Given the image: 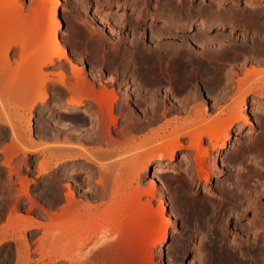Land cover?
<instances>
[{"label":"rangeland","instance_id":"rangeland-1","mask_svg":"<svg viewBox=\"0 0 264 264\" xmlns=\"http://www.w3.org/2000/svg\"><path fill=\"white\" fill-rule=\"evenodd\" d=\"M52 1L49 0L50 2V3L48 2L49 6L47 3L46 7L42 8L41 6L43 2L42 0H19V6H20L19 9L21 10L22 14L20 11L19 12L24 18H22L18 12L19 16L17 19L20 20H18L19 25L18 24L17 25L19 26V28L18 26H16L17 28L15 27L16 28L15 29L12 26L11 29L14 28L15 30L13 29L11 30L9 28L8 29L6 28L7 30H4L5 29L4 28L3 29L4 31L0 32V46H3L4 44L6 45V43H10L11 41L15 40L17 44H15V46L13 45L14 52H12V54L14 53L17 54L23 51V55H25L24 57H26V59H24L20 53L17 54V56L20 55L22 60L20 56H18L19 57L18 59L17 56L15 57L14 54V56L12 55V58L14 57L15 59L13 58L12 62L13 63L16 62L14 63L15 67L12 62H11L12 65L11 64L9 65L10 67L13 68L20 67L17 65L21 64V66H24L23 68H25L26 67L25 64L29 65V63L31 67H34L35 62L37 63L39 58H41L43 54H45L48 50H50L49 46L50 45L53 46L52 44H56V41H54V39H51V41L53 40V42L49 41L50 40L49 36L53 34V32L51 33V31H54L53 29L55 28L54 24L51 25L50 22L51 13H49L50 12L49 7L53 5ZM21 3L22 5H20ZM233 6L238 7V9L233 11ZM40 7L43 9V12L40 11L41 10L39 9ZM50 8L52 9L53 6ZM170 9H172L173 11L170 12ZM230 9H231L230 13L233 12L232 14L234 15H236V13L237 14L241 13L239 14L241 16H238L240 18V20L239 19L237 20L238 22L235 20L230 21L228 18H227L228 20L224 18L225 15L229 14L226 12H229ZM174 12L175 13L178 12V13L175 14ZM167 13L168 15H166ZM250 13L252 16L250 15ZM38 14L40 16H37ZM247 14H249L253 18L254 15L259 14V16H255V18L256 17L258 18L256 19L254 18L255 19L254 21L253 18L251 17L248 18ZM214 16L223 17L224 22L226 21L227 23V26L226 27L224 26L223 28H221V30L220 27L214 26L210 30L200 31L199 24L201 23V21L204 19H211V17ZM28 17H30L31 20ZM33 17L35 19H33ZM38 17L39 18L42 17V18L38 19ZM43 17H46L44 18V20L47 19V17L49 18L47 19L46 22L43 21L41 22V19L43 20ZM56 17H58V20H60L61 23V25L57 29L56 35H59L60 37H62V39L66 41L68 46L69 58L75 64H77L82 70L84 69L83 71H85V73L84 72L83 73L85 75L88 74L87 75L89 76L88 78H90L91 80L95 79L97 82L95 80L94 82L97 83L96 84L97 86L101 87L99 81L104 82L106 85H110L112 83V85H110L109 87L112 88L115 87L116 89H118L116 90L117 92L116 101H119L116 102V105L118 104V107L121 106L124 107L125 106L124 104L125 103L127 104V102L131 103L134 106L136 103L135 101L138 98L139 99L144 98L146 102L144 106L147 107V109L148 108L150 109L152 98H154L155 96L159 98V96L161 95L160 101L162 106L160 108L163 110H160L159 108V115L160 114L161 115L158 119V122H154L153 124H150V126L148 125V127H147V123L144 122L146 124V128L145 125L143 124L144 129L138 127L133 129L131 128V130L128 129L129 132H127L126 130L127 132L126 135H128V140H125V138L122 136L120 137L119 134L121 133V129H124V127L127 128V126L131 121L128 122V117L126 115L119 117L120 121L118 122V126L113 129L114 134H117L115 136H119L118 137L119 140L121 139L119 141L121 145L119 146L117 142L118 145L116 144L117 146L116 148L111 149V147H108L105 143L102 142L101 144H99L98 142L96 143L92 142L90 144L87 142L88 144L87 143L82 144L85 138L84 136H82L83 139L80 138L81 137L80 129L82 128L81 131L84 134L90 124L89 122L88 125L84 124V126L80 124V111L84 107L91 104L92 101L86 100L85 101L86 105L81 106V108L80 106H77L75 109H73L72 112L66 113L64 112V109L66 110L69 109L66 107H69V105H71L65 100L69 95L68 92L67 93L63 92V96H62V94H60L61 90L57 86L55 87V85L54 86L51 85V87L49 86L47 90L50 95L48 102L38 103L30 111L29 109L32 105L33 100L21 102L19 99H16L18 100L16 101L15 100L16 97L12 95L13 96L12 99L10 97L11 95L10 93L9 94L7 93L6 98H3L5 94L2 93H5L7 89H9L7 92L10 91L13 94L18 85V83L16 82V78L18 77L14 79V77L9 76L11 73L10 70L12 71L14 69L11 68L10 70L9 69L7 70L6 69L7 67H5L6 65L3 63L4 62L3 61L2 62L3 65H0V67L1 68L5 67L7 72L8 71L9 72L7 73V75L5 74L4 76L5 72L2 73L4 69L3 70L0 69L1 72L0 82L5 81L6 84H4L5 82L2 83L3 86L8 85L6 86L7 88L4 87V89L6 90L5 92H3L4 90L1 89L2 86H0L1 89L0 91L2 92V93L0 92L1 93L0 95L2 96L4 95L3 97L2 96L0 97V226L4 227L6 225L7 223L6 221L8 219L7 216L9 215L8 210H6L4 214H2L1 209H3V207L8 203L9 198L12 197V194L13 197H15L17 193L18 195L20 194L18 191H20L19 182L21 181V176L24 177L26 183L29 184L30 193L32 198H34V202H35L34 213H36V215L39 216L40 215L39 210H41V208L43 207H46L48 209H54L55 207L58 206V204H59L58 207L65 204L66 202L64 201L65 195L63 194H65V192L68 190L67 187H65V184L66 182H68L67 180L71 175L74 176L75 174H77L78 175L77 177L80 179V183L82 182L85 183V181H83L82 179L83 176L79 175L81 171L87 176L92 174V177H94L95 180H92L93 182H90L89 184L80 187V189L77 191V198H80L81 200L83 199L84 203L81 206L83 209L78 208L76 211H74V214L72 215L73 218H71L70 219L71 222H69L73 224V228H72L73 230H71L68 234L73 235V238L72 236L69 237L70 239H67L65 237L64 239H67L66 241L64 239L61 240L59 238L61 240V241L59 240V243L62 242V245L66 248L67 247L74 248L78 246L80 247V229H79L80 224L88 225L92 223L90 229L94 235L93 239H95V241L94 240L89 241L91 243L89 242L87 243V245L85 246L86 247L85 250L89 249V247L94 245L93 243L98 241L100 237H103L105 239V242H108V243H103L105 245L107 244L106 246L108 245L111 246L112 242H116V240H118L119 243V247H116L117 250L114 248L115 245L114 246L112 245L113 247L109 246L110 248L109 247L107 248L105 246L102 247V244L100 245L101 246L100 248L101 250H99L100 255L103 252H105L106 255L105 253H103L99 258L100 261L97 259L96 262H98L99 264H110V263L112 264L116 259V258L113 259L111 257L112 253H117L118 260L119 259L126 260L125 258H127L129 255V257L131 258L129 260L131 261H129L128 259L127 260L131 263L133 262L132 264L137 262H139L138 264H142V263L146 264V262L149 263L148 261L151 260L155 261L156 263L158 262L159 264H167V263L168 264H200L197 259L201 258L200 255H202L200 250V245H201L200 235H202L204 231L203 233H201L202 229L200 228V226L194 225L192 221L190 207L194 204L193 201L195 202L198 201V203H200V206H202V204L204 206V204L206 205V203L208 205V203L210 204V202L215 204L216 202V206H214L215 212H214V220L211 224L212 226L211 231L212 232L214 231L213 234H216L217 236L219 235V238L217 237L219 240H221V238L226 233L228 235V240L230 242L232 241L236 242L237 240L243 241V239H247V237H249L251 234H252V238H254L255 235L258 234L259 236L260 234L262 236V231L264 232V225H263L264 224V151H262L263 148L261 150L260 144H262L263 143L262 141H264V94H263L264 92L260 93L259 91H257L256 93L254 92L249 93L248 91L251 90V87L253 86L257 87L259 85H262L264 82H256L252 84L248 83L247 86H245L246 84L244 85V91H246V95H245L246 105H242L237 109L242 113L244 112L243 114L247 116V121L242 120L233 126L232 130L234 134L227 141L226 147L219 148L218 146H215L213 148L212 145H209L210 154H208L206 158L207 159L206 163L209 171L206 172V174L204 173L205 175H203L202 178L196 175L198 169H197V165H194L195 164L194 160L193 161L181 160L183 155H189V157H192V155L195 154L193 150H191L189 147L186 146V144L188 145L189 142L188 137H185L182 140L184 144L186 143L185 144L186 147L184 146L182 148H176L175 156L172 160H170L168 156L167 157L164 156L163 158L164 163L162 164H160L158 161L150 160L149 156H146L144 154L145 152H143L144 155L141 152L139 156L140 152H138L137 150H133L132 146H134V144L137 143L139 139L145 138L150 134H152V132H155L158 129H160L161 126L163 128L169 125L170 123L183 121V119L188 117L189 111L191 110L198 111L197 109H195V106L197 104L198 106H201V103H203L201 109L203 108L204 105H205L204 107H206L205 108L206 110H204V108L202 109V111L201 109L199 110L203 114L202 117L206 116L205 118L203 117L204 119H208L209 117L212 116H216V118H219V116L220 118L222 117L224 118L225 116H228V114H230L229 107L232 105L231 102L232 98L238 95L239 78L245 77L246 73L249 72V69L252 70L254 67L258 69L260 68L264 69V43H263L264 42L263 40L264 0H221V1L220 0H168V1L167 0H60L57 6ZM243 17L245 19L247 18L252 23L254 22L256 25L250 24L251 22H249L248 20L247 21L249 23H247ZM241 18H243V20ZM25 19L26 21L28 20L29 22L31 23L34 22L35 24L34 23L31 24L32 25L31 26L28 23L30 27L25 28L26 25L25 26L23 25L25 23L27 24L28 22V21L26 22ZM166 19L167 22L172 27H174V25H177L183 29H179L176 31L174 28L173 29L168 28V30L163 29L164 30L163 32V30L160 29H161V25H163V23L166 22ZM21 21H24L25 23ZM38 22H39V26L38 24H36ZM233 22H235L239 26L238 28L233 29L231 31L230 25ZM256 22L258 23V25ZM189 23H194V27H192L191 29H186L185 27ZM257 26L262 28V29L259 28L261 31L263 30L262 33L260 30H258ZM42 27H44V29H42ZM25 29L27 31L29 30L28 31L29 33L24 31ZM41 29L46 35L41 31ZM49 29H51V31ZM170 29L172 30L170 33H168ZM39 30L41 31L42 34L45 35L46 39H43L45 38L44 35H42L43 38L39 40L37 39L39 38V36L35 37ZM44 30H46V32ZM40 31L38 33L39 35H40ZM151 32H153V34L155 35L154 37H152L153 35L151 34ZM161 32L163 33V35L161 34ZM30 33L35 34V36H30L29 35ZM219 33L221 35H219ZM222 33H224V35ZM24 34L25 35L27 34L26 39L22 37L25 36ZM156 34L158 36H156ZM160 35H162L164 39L163 38L161 39ZM222 35L223 37L221 38L220 36ZM226 35L227 38L230 37L231 38L227 39L225 37ZM217 36L219 37L217 38ZM30 37H35L34 39H37L35 40L37 42L41 41L42 39L43 41L37 43L34 42V40L31 38V40H33L32 43L34 44L32 45L30 40L27 41V39H30ZM53 37L54 35L52 36V38ZM205 37L206 39L208 37L209 40L207 41ZM209 37L210 38L216 37V39L218 40L213 38V41L216 40L215 42H213ZM21 38L23 39V41L25 39V41L22 42L24 43V46L26 48L23 47L21 49L20 47V42L22 40ZM196 38H198V40L200 39L199 41H202V43L200 42V44H198L199 41ZM201 38H204L206 41H203ZM219 38L221 42L219 41ZM195 39L198 41V43L196 42ZM47 41L49 46L47 45ZM218 41L221 44L220 45L218 43L220 46L217 45ZM260 41H262V43ZM209 42L210 43L212 42L213 45L210 44ZM35 43L37 44L35 45ZM170 43L172 45H170ZM175 43L178 44L176 45ZM222 43L224 44V46L222 45ZM229 43L231 44L233 43V44L230 46ZM25 44L28 45L26 46ZM226 44H228L229 46L228 48L225 47L227 46ZM164 46H167V48L169 47L168 49H171L173 46H174L173 49L178 47L176 49L177 51L179 50V48L180 49L182 48L181 50H183V52L181 50L177 52L176 50L173 49L169 51L166 50V47L163 50ZM221 46H223L224 48ZM154 49L155 50L157 49L156 52H154L155 51ZM157 51H159L160 53H158ZM178 53L180 54V56L178 55L179 57L177 56ZM202 53H203V57H202ZM153 54L155 55L153 56ZM160 54L164 56L161 59H160L161 57ZM157 55L158 56L160 55L159 59L156 58L158 57ZM192 56H194V58ZM148 57L149 59H147ZM210 57H212L213 61L210 60L211 59ZM175 58H179V59L182 58V60H185L186 62L189 61L187 63L185 61L184 62L186 63L185 67H189L187 69H190V71H192L193 68V71L190 72L192 74L190 76L191 79H188L187 74L189 73V70L186 69L185 70L187 76H184L185 78L181 77L180 75L177 76L178 70L176 72L175 66H173L172 63L175 62L174 64L177 65L181 60L179 59L175 60ZM201 58H206V59H201ZM207 58L210 61H208ZM150 59L153 61V63L150 61L151 62L150 65H152L153 67L149 66L148 64L150 63L148 62ZM155 59H158V61L160 60L159 64L157 60L155 61ZM194 59L196 60L200 59V60H198L197 63L196 62L192 63L194 62ZM202 60L205 62H203ZM56 61L57 62H55L52 65L44 66L43 70L44 71L57 70L58 69L57 64L60 63L64 66H67L68 73L70 72L71 69L70 66L67 64L66 59H61ZM154 61L157 62V65H154ZM208 65L210 70L208 69ZM210 65L212 66V68ZM123 67L124 68L129 67V68L124 69ZM143 67L144 68L151 67L154 69L155 67L156 68L159 67L156 73H158L159 72L158 70H160L161 73L160 72L159 73L161 74V79L164 81V79L166 78L165 81L163 82L161 79H160L161 82L159 80H156V78L157 79L160 78L159 76L158 77L156 76L155 78L148 77L147 75L144 76ZM116 68L118 70H116ZM176 69H178L177 66ZM124 70H126V73H124L125 72ZM115 71H118L116 72L117 74H115ZM120 72L124 73L125 76L121 77L124 74H121ZM141 72L143 74H141ZM30 74H31L30 75L31 78L33 77L35 78L36 75L32 76L31 72ZM69 74L71 75V72ZM129 75H131V77ZM99 76L101 77L100 79L98 78ZM113 76L114 79L113 78L111 79V77ZM182 78L186 80H183ZM187 79L190 83H188ZM2 84L0 83V85ZM136 90L138 94L135 92ZM144 93L147 94V97L146 94ZM59 94L61 96H59ZM57 98L60 99L58 100ZM147 98L149 101L147 100ZM122 101H124V104H122ZM61 104L64 105L62 106ZM170 104L172 105V107ZM166 105L170 107L168 108ZM191 106H193V108ZM196 108L199 107L196 106ZM123 111L125 113V109ZM163 111L166 112L168 111V112L166 113V115L162 116ZM203 111H206V113H204ZM94 113L97 114V112ZM143 116L142 118L145 121L147 114ZM125 123L128 125H126ZM13 126L15 127L14 129L15 131H17V134H19L20 136L19 141L23 143V148L21 147L22 150H19L20 152L18 151L19 153L14 156L15 158L13 157L14 159L10 163L12 164V166H16L18 168L20 166L21 169L17 172L14 171L13 173H10V171L8 172L9 167L4 165V163H6L5 160L7 159L5 157L4 150L6 146L11 143L10 142L11 141L10 138L12 137L11 135L13 134V132H15ZM85 126L87 127L86 130H85ZM22 134L25 136V137L23 136L24 137L23 139L21 137ZM122 139L125 141L121 142L123 141ZM205 140L206 142L208 141L207 138H205ZM42 141L43 143L47 142L44 143L46 145H43ZM54 141L55 142L60 141L63 144L56 146L54 145L55 144ZM49 143L50 144L54 143L51 144V146H53V148H55L56 146L57 149L53 150V148H49L51 147ZM47 146L49 147L47 148ZM130 147L131 149H129ZM104 149L105 150L109 149L108 150L109 153L107 157H105L106 159L105 158L100 159L101 157H104L105 153L102 154V150L105 151ZM83 150H90V151L94 150L95 156L102 155L98 158V160L100 161L103 160V161L102 162L98 161V162L99 163L104 162L102 164L104 165V173L101 174L99 172L98 168L101 164L98 165L97 167V164L88 162L86 161L85 158L77 157L71 160L67 158L65 160L61 159L59 160L58 163L59 166L58 168H56V170H51L47 174H39L38 167H39V163L41 162L40 161L41 159L44 158H46L47 160L52 159V163H55V161H57L56 157H58V155L60 157L64 155L65 156L70 155L72 157H75L76 155L79 156V153ZM124 150L129 153L124 152ZM119 153L121 155H118ZM163 153H165L164 150ZM234 155H237L238 159L234 158ZM126 163H128V166H130L131 169H133L132 166L135 165L136 163L138 164L142 163L141 165H139L140 175L137 182H134L131 179L132 177L131 175L130 178L127 177L128 174H126V172L129 173V171H126L125 170L126 168L123 165ZM138 164H136V167H138L137 166ZM122 166L124 168H122ZM128 166L126 164L127 168ZM100 178L105 180L108 187V191L110 193L112 191L114 192L115 195L117 194L116 197L113 198L114 200L112 199L111 202L113 201L115 202V200L117 201L120 198V194L118 192H121L126 185L127 186L129 185L127 192L133 196L131 192L136 186H139L140 188L142 187L141 189L148 188L151 185V180L156 179L155 196L150 199L149 202L150 204L149 203L145 205L143 204L141 208L135 209L134 211L132 210V214L130 213L128 215L129 217L131 218L133 217L134 219L140 216V214L144 212L143 214H145V217L147 216L146 218L144 217L145 220L142 219V222L137 221L138 226L134 228L133 226L134 225L136 226V222L133 221L132 225H130L127 228V230L130 232H128L127 230L123 231L121 229L124 220L120 221L116 212L113 209L112 210L109 209L108 211L106 210V212L104 213L105 217L104 216L100 217L99 214H97L98 216L95 215L96 217H98L99 221L97 220V218L94 219L90 217L91 213L93 214L97 212L96 209H98V201L100 198L98 199V196L96 197L93 196L92 198L91 197L89 198V196L92 192H94L99 187H101L98 183H96V180ZM9 180L11 181V184L9 183L10 182ZM12 182H14L15 184ZM1 183L4 184L9 183V185H13V189L10 192V194L7 192L6 193L2 192ZM197 183H199L198 186H195V184ZM113 184H115V186H113ZM55 186H58L60 188L62 198L60 201L52 204V198L47 195L46 191L48 188L50 187L52 188ZM227 187L230 190H227L228 189ZM225 188L227 189L225 190ZM232 189L233 191H231ZM108 191L107 193H109ZM224 191H226V193ZM228 191H230V193ZM228 193L229 195L231 193L233 194L229 196L227 195ZM234 194L238 196L242 194V196H240L239 199H237L234 196ZM21 195L23 196L21 197V201H20L21 202L20 211L27 212V210H29L28 207L30 206L31 202L27 198L28 196H26L23 193L20 194V196ZM109 195H105L106 198ZM230 197H233V199ZM106 200H109V198H107ZM143 200L144 202H147L149 201V198L147 196H144ZM190 201L192 202V205ZM163 202L168 203L167 204L168 209L162 208ZM217 203H221V205L218 204L220 207L217 206ZM79 215L82 216L83 219H81ZM42 216L43 218H47L46 214L44 215L42 214ZM252 220H255L254 224L251 223ZM94 221L96 222L98 221L97 224ZM168 224L169 225L171 224V226H169L170 232L168 235V239L163 244H159L156 235L157 233L155 231L157 232H159L160 230L162 231V226L164 227ZM131 226L132 228L129 229ZM1 227L0 230L3 229ZM75 228L76 229L78 228L79 230L75 231ZM72 231L75 232L71 233ZM121 231H122V235H121ZM248 231L252 233L249 236L247 235V237H245L243 233ZM25 233L29 237L32 234H36L34 237L30 238L31 251H33L31 252L32 254H30L31 258L29 260H26L27 253L24 252V255L22 254L23 250L26 248L25 245L22 243L23 242L22 240L19 241V238L11 237V236L4 238V236L1 235L2 233H0V236L2 238V239L0 238V243H1L0 264H16L17 261H18L17 264H21L23 261L25 262V263L23 262V264H45V263L50 264L49 261L51 260V258L48 257V255H45L43 257L41 253L40 255L38 251H36V249H38L37 248L38 245L34 243V241L36 242V240L42 236V230L40 231V229L28 228V231H26ZM75 233H77L75 235L76 237L74 236ZM151 238L152 240H150ZM252 238L250 236L249 240ZM13 239L16 241L13 242ZM121 240H123V242ZM15 242H20V243L16 244ZM56 244L58 245V242H56ZM20 246H22V248ZM121 247L123 249V252H121L122 251L120 249ZM50 249L51 247L43 248V251L44 250L46 251V252L44 251V254H47L48 253L47 251H49ZM105 249L108 250L105 251ZM124 250H126L128 253L127 255L125 254V257L124 256L122 257L123 253L126 252ZM24 251H26V249ZM17 253L20 254L21 256L18 255ZM107 255H110V257L113 260L111 261V258L107 259L108 258ZM139 255H141L140 256L141 259H139ZM23 257H25L26 259ZM79 257L80 255L77 256L73 254L70 257L59 258L57 260L55 259V261L51 264H75L79 261L78 260ZM17 259H22L23 261ZM93 262L94 261L91 260L86 264H96Z\"/></svg>","mask_w":264,"mask_h":264},{"label":"bare ground","instance_id":"bare-ground-1","mask_svg":"<svg viewBox=\"0 0 264 264\" xmlns=\"http://www.w3.org/2000/svg\"><path fill=\"white\" fill-rule=\"evenodd\" d=\"M43 2H42V8H44V7H46V5H47V3L49 2V0H42ZM52 1V0H51ZM168 1V0H167ZM221 1V0H220ZM59 2H60V0H53L52 1V3H53V5H51L50 7H52L53 6V8L51 9L50 7H49V13H51V25L52 24H54V31H51V29H49L50 31H51V33L53 32V34H51V36H49L50 38V42H53V40L51 41V39H54V41H56V44H52L53 46H49V44H48V41H47V45L50 47V50H48L45 54H43L42 55V57L41 58H39V60H38V62L36 63L35 62V64H34V67H31L30 66V63H29V65L28 64H25L26 65V67L25 68H23L24 66H21V64L19 65L18 63V65L17 66H20V67H16V68H13V67H10L9 65L11 64V62L13 61L12 59L14 58H12V55L14 56V54H15V57L17 56V54H21V56H23V58L24 59H26V57H24L25 55H23V51H21V52H19L20 51V48H19V53H14V54H12V52H14V49H13V45L15 46V44H17V42L15 41V40H13V41H11L10 43H6V45L4 44L3 46H0V63H2L3 61V63L6 65L5 67H7L6 69L8 70H10L11 68L12 69H14V70H10V75L9 76H12V77H14V79L16 78V77H18V78H16V82L18 83V85H17V88H16V90L14 91V93L12 94L10 91L9 92H7L9 89H7V91L4 89V87H6V86H8V85H5V86H3V82H5V81H3V82H0L2 85H0V86H2L1 87V89H3L4 91L3 92H5V93H2L1 91V93L2 94H5V96L3 97L2 95H0V97L2 96L3 98H6V94L8 93H10L11 95H10V97L13 99V96L12 95H14L16 98H15V100L16 99H19L21 102L22 101H29V100H33V102H32V105H31V107H30V111L38 104V103H46V102H48V100H49V98H50V95H49V93H48V87L50 86L51 87V85H55V87L57 86L60 90H61V92H60V94H62V96H63V92L64 93H67L68 92V97L65 99L66 100V102H68L69 104H71V105H69V107H66V108H69V109H64V112H72L73 111V109H75L77 106H80V108H81V106H83V105H86V100H91L92 102H91V104H89L88 106H86V107H84L83 109H81V111H80V124H82L83 126H84V124H87L88 125V122H89V127H88V129L86 130V126H85V130H86V132L83 134V132L81 131L82 130V128L80 129V138H82L83 139V137L82 136H84V142H82V144L84 143H92V142H98L99 144H101V142L102 143H105L108 147H111V149L112 148H116L117 146H116V144H117V142H118V144H119V146L121 145V143H119V141L121 140H119V136L121 137H124L125 138V140H128V135H126V133L127 132H129V130H131V128L133 129V128H138V127H141V128H143L144 129V125H145V128H146V124L145 123H147V127H148V125L150 126V124H153L154 122H158V119H159V117H160V115H159V108L162 106L161 105V101H160V93H159V98L157 97V96H155V95H153V96H155L154 98H152V101H151V105H150V109L148 108L147 109V107H145L144 106V104L146 103L145 102V99L144 98H141V96H140V98L141 99H137L135 102V105L133 106L131 103H128L127 102V104L125 103L124 104V101H122V104H124L123 106L124 107H118V104L116 105V102H119V101H116V99H117V92H116V90H118V89H116L115 87H109L110 85H112V83L110 84V85H106L104 82H100L99 81V84L101 85V87H99V86H97L96 84L97 83H95L94 82V80H91L90 78H88L89 76H87V75H85L84 73H85V71H83L77 64H75L70 58H69V54H68V46H67V43H66V41L64 40V39H62V37H60L59 35H56L57 34V29L59 28V26L61 25V23H60V20H58V17H56V15H57V6H58V4H59ZM250 2V1H249ZM248 2V3H249ZM50 3V2H49ZM49 3H48V6H49ZM218 3V2H217ZM246 3V2H245ZM250 4V3H249ZM20 5H22V3L20 4ZM60 6V5H59ZM246 6V5H245ZM248 6V5H247ZM19 0H0V32L1 31H4V30H7L8 28L9 29H11V27L13 26L14 28L16 27V26H18L19 24V21L18 20H20V19H17L18 18V16H19V14H20V12H21V10L19 9ZM23 7V6H22ZM249 7V6H248ZM41 7L39 8V9H41L40 11H42L43 12V9H42ZM173 8V7H172ZM219 8V7H218ZM47 9V8H46ZM52 11H51V10ZM177 9V8H176ZM232 9V8H231ZM231 9L229 10V12H226V13H229V14H227V15H225L224 16V18H228L230 21L231 20H235V21H237L238 19L240 20V18L238 17V16H241V15H239V14H241V13H239V10H238V13L239 14H237L236 13V15H234V14H232V13H230V11H231ZM238 9V7H235V6H233V11L234 10H237ZM14 10H15V12H14ZM38 10V9H37ZM168 10V9H167ZM20 11V12H19ZM39 11V10H38ZM39 11V12H40ZM171 11H173L172 9H170V12ZM242 11H243V9H242ZM241 11V12H242ZM18 12H19V14H18ZM245 12V11H244ZM41 13V12H40ZM175 13V12H174ZM173 13V14H174ZM176 13H178V12H176ZM175 13V14H176ZM210 13H213V12H210ZM210 13H208V14H210ZM235 13V12H234ZM243 13V12H242ZM248 13V12H247ZM252 13V12H251ZM251 13H250V15H251ZM256 13V12H255ZM16 14V15H15ZM21 14H22V12H21ZM20 14V15H21ZM31 14H33V13H31ZM162 14V13H161ZM164 14V13H163ZM171 14V13H170ZM174 14V15H175ZM224 14V13H223ZM166 15H168V13L166 14ZM178 15H180V14H178ZM189 15V14H188ZM222 15V14H221ZM249 14H247V16H248V18L249 17H251ZM37 16H40L39 14L37 15ZM42 16V15H41ZM49 16V15H48ZM177 16V15H176ZM246 16V15H245ZM255 16H259V14L258 15H254V18H255ZM21 17L22 18H24L22 15H21ZM35 17V16H34ZM33 17V19H35ZM175 17V16H174ZM208 17V16H207ZM21 18V19H22ZM28 18H30V17H28ZM40 18H42V17H40ZM39 17H38V19H40ZM44 18H46V17H43V20L41 19V22L43 21V22H46L47 21V19L49 18V17H47V19H45L44 20ZM57 18V19H56ZM165 18H167V17H165ZM180 18V17H179ZM244 18V17H243ZM243 18H241L242 20H243ZM251 18H253V17H251ZM253 18V20L255 21V19L256 18H258V17H256L255 19ZM27 19V18H26ZM26 19H25V21H26ZM37 19V18H36ZM168 19H169V16H168ZM227 19V20H228ZM30 20H31V18H30ZM177 20H178V18H177ZM244 20L247 22V23H249V22H251V21H249L247 18L245 19L244 18ZM249 22H248V21ZM252 20V21H253ZM262 20V19H261ZM28 21V20H27ZM26 21V22H27ZM171 21H172V19H171ZM4 22H6V23H4ZM21 22H24V21H21ZM37 22V21H36ZM40 22V21H39ZM39 22L38 23H36V24H38V26H39ZM48 22H49V20H48ZM178 22V21H177ZM229 22V21H228ZM238 22V21H237ZM257 22H258V19H257ZM256 22V23H257ZM262 22V21H261ZM25 23V22H24ZM23 23V24H24ZM31 24H33V23H31V22H27V24L25 23L24 25L23 24H21V25H23V26H25V28L27 27H30V25ZM172 23V22H171ZM173 23H175V22H173ZM231 23V22H230ZM264 23V22H263ZM262 23V24H263ZM18 24V25H17ZM35 24V23H34ZM153 24V23H152ZM250 24H252V25H254L255 23L253 22H251ZM49 25V24H48ZM187 25V24H186ZM256 25V24H255ZM257 25H258V23H257ZM32 26V25H31ZM46 26H47V24H46ZM214 26H218V27H220V30H221V28H223L224 26L226 27L227 26V23H226V21L224 22V19H223V17H220V16H214V17H211V19H204V20H202L201 21V23L199 24V29H200V31H206V30H210L211 28H213ZM231 31L233 30V29H236V28H238V24H236L235 22H233L231 25ZM259 26H260V24H259ZM264 26V25H263ZM262 26V27H263ZM41 27V26H40ZM192 27H194V23H189L185 28L186 29H191ZM217 27V28H218ZM258 27V26H257ZM256 27V28H257ZM5 28V29H4ZM7 28V29H6ZM14 28H12L13 30H15ZM18 28H19V26H18ZM47 28H48V26H47ZM51 28H52V26H51ZM168 28H174L176 31L177 30H179V29H183V28H181V27H179V26H177V25H174V27H172L168 22H167V19H166V22H164L163 23V25H161V29L160 30H165V29H167L168 30ZM260 27H258V30H260V29H262V28H260ZM4 29V30H3ZM11 29V30H12ZM21 29V28H20ZM39 29V28H38ZM42 29H44V27H42ZM42 29H41V31H42ZM156 29V28H155ZM172 29H170L169 30V32L168 33H170L171 32V30ZM47 30V29H46ZM46 30H44L45 32H46ZM164 30H163V32H164ZM263 30H264V28H263ZM262 30V31H263ZM24 31H26V32H28L26 29L24 30ZM32 31V30H31ZM34 31H36V30H34ZM40 31V30H39ZM39 31H38V33H39ZM41 31H40V35L37 33V35L35 36V34H36V32H35V34H33V33H30L29 35L30 36H35V37H37V36H39V38H37L38 40L39 39H41V38H43L42 37V35H44V34H42L41 33ZM158 31V30H157ZM174 31V30H173ZM172 31V32H173ZM261 31V30H260ZM262 31H261V33H262ZM156 32V31H155ZM159 32V31H158ZM229 32V31H228ZM264 32V31H263ZM29 33V32H28ZM203 33V32H202ZM206 33V32H205ZM221 33V32H220ZM219 33V35H221ZM32 34V35H31ZM48 34H49V32H48ZM151 34L153 35L152 37H154L155 35L153 34V32H151ZM158 34V33H157ZM156 34V36H158ZM161 34L163 35V33L161 32ZM223 35H224V33H222ZM226 34V33H225ZM229 34V33H228ZM227 34V35H228ZM242 34V33H241ZM11 35H13V34H11ZM25 35V34H24ZM28 35V36H29ZM46 35V34H45ZM45 35H44V37H45ZM54 35V37L52 38V36ZM162 35H160V37H161V39L163 38V36ZM176 35V34H175ZM203 35H205V34H203ZM218 35V34H217ZM223 35L222 36H220L221 38L223 37ZM227 35L225 36L226 38H227ZM244 35V34H243ZM216 36V35H215ZM233 36V35H232ZM241 36V35H240ZM252 36V35H251ZM23 38H27V34L25 35V36H22ZM35 37H30V39H27V41L28 40H30L31 41V44L32 45H34L32 42H33V40H34V42H37V41H35V40H37V39H34ZM183 37V36H182ZM202 37V36H201ZM204 37V36H203ZM219 36H217V38H218ZM14 38V37H13ZM31 38L33 39V40H31ZM47 38H48V36H47ZM157 38V37H156ZM199 38H200V36H199ZM210 38V37H209ZM213 38H215L216 39V37H213ZM213 38L211 37L210 39L213 41ZM231 38V37H230ZM230 38H227V39H230ZM254 38V37H253ZM261 38V37H260ZM22 39V38H21ZM25 39H24V41H25ZM43 39H46V37L45 38H43ZM43 39L41 40V41H43ZM164 39V38H163ZM175 39V38H174ZM197 40H198V38H196ZM195 39V40H196ZM203 41H208L209 39H208V37H207V39H206V37H205V39L204 38H201ZM224 39V38H223ZM222 39V40H223ZM243 39V38H242ZM241 39V40H242ZM196 40V42L198 43V41L200 40H198L197 41ZM216 40H218V39H216ZM216 40H214L213 42H215ZM253 40V39H252ZM262 40V39H261ZM263 40H264V38H263ZM23 41V39L21 40V42ZM23 41V42H24ZM29 41V42H30ZM41 41H38L37 43H39V42H41ZM172 41V40H171ZM170 41V42H171ZM219 41L221 42V40H220V38H219ZM219 41L217 42V45H219L220 43H219ZM224 41H226V40H224ZM20 42V47H21V49L23 48V47H25L24 46V43L22 42L21 43ZM155 42V41H154ZM169 42V41H168ZM173 42H174V40H173ZM172 42V43H173ZM200 42L202 43V41H199V43L198 44H200ZM261 43H262V41H260ZM37 43H35V45L37 44ZM166 43H167V41H166ZM181 43V42H180ZM207 43V42H206ZM210 43V42H209ZM219 43V44H218ZM225 43V42H224ZM228 43V42H227ZM264 43V42H263ZM176 45L178 44V43H175ZM189 44V43H188ZM204 44H205V42H204ZM208 44V43H207ZM210 44H212L213 45V43L211 42ZM209 44V45H210ZM230 44V46L233 44H231V43H229ZM26 45V44H25ZM28 45V44H27ZM26 45V46H27ZM31 45V46H32ZM98 45V44H97ZM170 45H172L171 43H170ZM174 45V44H173ZM203 45V44H202ZM215 45V44H214ZM221 45V44H220ZM219 45V46H220ZM222 45L224 46V44L222 43ZM227 46H225V47H229L228 46V44H226ZM30 46V47H31ZM55 46V47H54ZM223 46H221V47H223ZM29 47V46H28ZM54 47V48H53ZM166 47V50H171V49H173V47L171 48V49H168L167 48V46H164L163 47V50H164V48ZM254 47V46H253ZM26 48V47H25ZM52 48V49H51ZM178 47H176V48H174L173 50H176ZM208 48V47H207ZM217 48V47H216ZM220 48V47H219ZM224 48V47H223ZM161 49V48H160ZM182 49V48H181ZM180 48H179V50L178 51H180L181 50ZM222 49V48H221ZM155 50V49H154ZM157 50V49H156ZM156 50L154 51V52H156ZM223 50V49H222ZM226 50V49H225ZM160 51V50H159ZM159 51H157L158 53H160ZM177 51V50H176ZM177 51V52H178ZM182 52H183V50H181ZM15 52H17V51H15ZM27 52H28V49H27ZM172 52V51H171ZM175 52V51H174ZM200 52V51H199ZM137 53V52H136ZM164 53V52H163ZM162 53V54H163ZM180 53V52H179ZM177 54V56L179 55L180 56V54ZM156 54V53H155ZM155 54H153V56L155 55ZM162 54H160L161 55V57H160V55L158 56V57H156V58H158L159 59V57H160V59L162 58V57H164ZM166 54H167V51H166ZM171 54V53H170ZM176 54V53H175ZM175 54H173V55H175ZM18 56H20V55H18ZM17 56V58L19 59V57ZM21 56H20V58H21ZM124 56V55H123ZM149 56V55H148ZM178 56V57H179ZM201 56V55H200ZM187 57V56H186ZM193 58H194V56H192ZM197 57V56H196ZM195 57V58H196ZM202 57H203V53H202ZM206 57H208V56H206ZM151 58V57H150ZM154 58V57H153ZM172 58H174V57H172ZM191 58V57H190ZM211 59L210 60H212V57H210ZM15 59V58H14ZM61 59H66L67 60V64L70 66V72H71V75L68 73V70H67V66H64V65H62V64H57V70H43V67L44 66H49V65H52V64H54L55 62H57L56 60H61ZM147 59H149V57L147 58ZM158 59H155V61L157 60L158 61ZM178 60L179 58H175V60ZM197 59V58H196ZM196 59H194V62H192V63H197V61L198 60H200V59H198V60H196ZM201 59H206V58H201ZM208 59V58H207ZM21 60H22V58H21ZM21 60H20V62H21ZM127 60V59H126ZM179 60H181L178 64H177V62H176V64L177 65H175L174 63H172L173 64V66H175V70H176V72H177V70H178V74H177V76L178 75H180L181 77H184V76H187L188 77V79H191V73L190 72H192L193 71V68H192V71H190V69H187V68H189V67H185V65H186V63L187 62H189V61H185V60H182V58L181 59H179ZM191 60V59H190ZM209 59H208V61H210ZM15 61V60H14ZM16 61H17V59H16ZM26 61V60H25ZM25 61H23V62H25ZM152 62L153 63V61L150 59L148 62ZM154 61V65H157V62H155ZM160 61V60H159ZM159 61H158V64H159ZM164 61V60H163ZM186 63H185V62ZM193 61V60H192ZM203 61V60H202ZM207 61V60H206ZM213 61V60H212ZM151 62L150 63H148L149 64V66H152V65H150L151 64ZM162 62V61H161ZM160 62V63H161ZM185 64H184V63ZM203 62H205V61H203ZM3 63L2 64H0V65H3ZM13 63V62H12ZM14 63H16V62H14ZM13 63V64H14ZM26 63H28V62H26ZM156 63V64H155ZM191 63V62H190ZM219 63H221V62H219ZM64 64H66V63H64ZM189 64V63H188ZM187 64V65H188ZM12 65V64H11ZM32 65V64H31ZM147 65V64H146ZM192 65V64H191ZM212 65V64H211ZM210 65V66H211ZM28 66H30V67H28ZM33 66V65H32ZM162 66V65H161ZM168 66V65H167ZM176 66L178 67V69H176ZM5 67L4 68H1L0 67V69H4L3 71H2V73H4V76H5V74L7 75V73L9 72H7V70L5 69ZM9 67V68H8ZM14 67H15V64H14ZM28 67V68H27ZM66 67V68H65ZM153 67V66H152ZM159 67H160V65H159ZM158 67V68H159ZM49 68V67H48ZM124 68V67H123ZM125 68H129V67H125ZM124 68V69H125ZM144 68V67H143ZM158 68H156L155 67V69L154 68H151V67H145L144 68V76L145 75H147L148 77H160L159 79H157L156 78V80H159L160 82H161V71L160 70H158L159 72L158 73H156V71H157V69ZM174 68V67H173ZM211 68H212V66H211ZM113 69V68H112ZM126 69V70H127ZM136 69V68H135ZM189 70V73L186 75V70ZM208 69H209V65H208ZM114 70V69H113ZM116 70H118L117 68H116ZM126 70H124L125 72L124 73H126ZM174 70V71H175ZM198 70V69H197ZM210 70V69H209ZM119 71H121V70H119ZM30 72L32 73V76H34V75H36L35 76V78L33 77V78H31V74H30ZM84 72V73H83ZM111 72V71H110ZM116 72H118V71H115V74H117ZM1 73V72H0ZM114 73V72H113ZM121 73V72H120ZM124 73H121V74H124ZM132 73H133V71H132ZM137 73V72H136ZM142 72H141V74H143ZM114 74V75H115ZM131 74V73H130ZM157 74H160V75H157ZM190 74V75H189ZM1 75V74H0ZM98 75V74H97ZM112 75V74H111ZM135 75V74H134ZM134 75H133V77H134ZM8 76V77H9ZM95 76V75H94ZM125 76V74L123 75V76H121V77H124ZM130 77H131V75H129ZM169 76V75H168ZM11 77V78H12ZM30 79H29V78ZM137 77V76H136ZM180 77V78H181ZM186 77V78H187ZM190 77V78H189ZM195 77V76H194ZM93 78V77H92ZM96 78V77H95ZM99 79L101 78L100 76L98 77ZM114 79V76L113 77H111V79ZM185 78V77H184ZM193 78V77H192ZM2 79V78H1ZM6 79V78H5ZM13 79V80H14ZM97 79V78H96ZM110 79V80H111ZM120 79V78H119ZM125 79V78H124ZM161 79V80H160ZM166 79V78H165ZM165 79H164V81H165ZM183 79V78H182ZM188 79H187V81H188ZM225 79V78H224ZM238 79V78H237ZM8 80V79H7ZM183 80H186V79H183ZM1 81V80H0ZM96 81V80H95ZM112 81V80H111ZM135 81H136V79H135ZM158 81V82H159ZM163 81V80H162ZM163 81V82H164ZM177 81V80H176ZM191 81V80H190ZM97 82V81H96ZM120 82V81H119ZM179 82V81H178ZM256 82H264V69H258V68H253L252 70H250L249 69V72L248 73H246V75H245V77H243V78H239V80H238V95L237 96H235V97H233L232 98V105L229 107V113L230 114H228V116H225L224 118L222 117V118H220V116H219V118H216V116H212V117H209L208 119H204L206 116H203L202 117V112H200L199 110L201 109V106L203 105V103H201V106H198V104L196 105L197 107H199V108H196V106H195V109H197L198 111H195V110H191V111H189V113H188V117L187 118H185V119H183V121H180V122H175V123H170L169 125H167V126H165V127H163L162 128V126H161V128L160 129H158L157 131H155V132H152V134H150L149 136H147V137H145V138H142V139H139V141L137 142V143H135L134 144V146H132L133 148V150H137L138 152H140L139 153V156H140V154H141V152H142V154H143V152H145L144 154L146 155V156H149V158H150V160H155V161H158L160 164H162V163H164V156H168V158L170 159V160H172L173 158H174V156H175V151H176V148H182V147H184L185 146V144L183 143V138H185V137H188V139H189V142H188V145L186 144V146L187 147H189L191 150H193L194 152H195V154H193L192 155V157H189V155H183L182 156V158H181V160H183V161H188V160H194L195 161V164L194 165H197V174L196 175H198L200 178H202V176L203 175H205L206 174V172H208L209 171V169H208V166H207V163H206V158H207V156H208V154H210L209 152H210V148H209V145H212L213 146V148L215 147V146H218L219 148H224V147H226L227 146V141L232 137V135L234 134V132H233V126L236 124V123H239L240 121H242V120H246L247 121V116L245 115V114H243L241 111H239L237 108L238 107H240V106H242V105H246V98H245V95H246V91H244V85L245 86H247V84L249 83V84H252V83H256ZM116 83V82H115ZM188 83H190L189 81H188ZM4 84H6V82L4 83ZM160 84V83H159ZM178 84H180V83H178ZM187 84V83H186ZM262 84V83H261ZM185 85V84H184ZM258 85V84H257ZM118 86V85H117ZM10 87V86H9ZM8 87V88H9ZM7 88V87H6ZM140 88V87H139ZM159 88V87H158ZM0 89V90H1ZM185 89V88H184ZM237 90V89H236ZM150 91H152V90H150ZM155 91V90H154ZM257 91H259L260 93H263L264 92V83L262 84V85H259V86H257V87H255V86H253V87H251V90H249L248 92L249 93H252V92H254V93H256ZM134 92V91H133ZM136 93H137V90L135 91ZM156 92V91H155ZM160 92V91H159ZM247 92V93H248ZM258 92V93H259ZM0 93V94H1ZM119 93V92H118ZM142 93V92H141ZM150 93V92H149ZM154 93V92H153ZM227 93V92H226ZM59 94V96H61ZM138 94V93H137ZM144 94H146V93H144ZM151 94H152V92H151ZM237 94V93H236ZM235 94V95H236ZM264 94V93H263ZM119 95V94H118ZM150 95V94H149ZM148 95V96H149ZM244 95V96H243ZM8 96V95H7ZM66 96V95H65ZM143 96V95H142ZM151 96V95H150ZM233 96V95H232ZM243 96V97H242ZM9 97V96H8ZM119 97H121V96H119ZM146 97H147V94H146ZM2 98V99H3ZM61 98V97H60ZM60 98H57L58 100L60 99ZM184 98V97H183ZM231 98V97H230ZM240 98H242V99H240ZM123 99V98H122ZM128 99V98H127ZM126 99V100H127ZM8 100H11V99H8ZM147 100H148V98H147ZM182 100V99H181ZM180 100V101H181ZM16 101H18V100H16ZM149 101V100H148ZM90 102V101H89ZM121 102V101H120ZM130 102H131V100H130ZM178 102V101H177ZM204 102V101H203ZM56 103V102H55ZM163 103V102H162ZM182 103V102H181ZM184 103V102H183ZM187 103V102H186ZM25 104V103H24ZM121 104V103H120ZM121 104V105H122ZM165 104V103H164ZM163 104V105H164ZM177 104V103H176ZM185 104V103H184ZM183 104V105H184ZM205 104V103H204ZM62 106L64 105V104H61ZM147 105H149V104H147ZM171 105V104H170ZM178 105V104H177ZM180 105V104H179ZM200 105V104H199ZM67 106V105H66ZM167 106V105H166ZM187 106H190V105H187ZM205 106V105H204ZM203 106V108H204V110H206L205 108L206 107H204ZM145 107V108H144ZM149 107V106H148ZM168 107V106H167ZM170 107V106H169ZM168 107V108H169ZM171 107H172V105H171ZM175 107H177V106H175ZM192 108H193V106H191ZM79 108V109H80ZM143 108V109H142ZM180 108V107H179ZM191 108V109H192ZM202 108V109H203ZM224 108H225V106H224ZM223 108V109H224ZM226 108H228V107H226ZM125 109V113H124V110ZM174 109V108H173ZM181 109V108H180ZM189 109H190V107H189ZM188 109V110H189ZM202 109H201V111H202ZM78 110V109H77ZM148 110V111H147ZM160 110H163V109H161L160 108ZM165 110H167V109H165ZM170 110V109H169ZM168 110V111H169ZM186 110V109H185ZM167 111V112H168ZM173 111V110H172ZM171 111V112H172ZM183 111V110H182ZM94 112H97V114H95ZM150 112V113H149ZM166 111H163V113H162V116L163 115H166V113H167ZM204 113H206V111H203ZM161 113V112H160ZM187 113V112H186ZM185 113V114H186ZM147 114V116H146V119H145V121L143 120V118H142V116L143 115H146ZM173 114V113H172ZM208 114V113H207ZM219 114V113H218ZM225 114V113H224ZM226 114V115H227ZM124 115H126L127 117H128V122H130L129 123V125L128 124H126V125H128L127 126V128L126 127H124V129H121V133L119 134V136H115V135H117V134H114V131H113V129L114 128H116L117 126H118V122L120 121L119 120V117H121V116H124ZM221 115H222V112H221ZM125 116V117H126ZM126 117V118H127ZM144 117V116H143ZM177 117V116H176ZM175 117V118H176ZM183 117V116H182ZM203 119H202V118ZM145 118V117H144ZM180 118V117H179ZM2 119V118H1ZM127 121V120H126ZM125 121V122H126ZM145 122V123H144ZM11 124H13V123H11ZM144 124V125H143ZM238 125V124H237ZM81 126V125H80ZM143 126V127H142ZM98 127H99V130H98ZM15 127L13 126V129H14ZM122 128V127H121ZM126 128V129H125ZM140 128V129H141ZM159 128V127H158ZM129 129V130H128ZM85 130H83V131H85ZM126 130H127V132H126ZM156 130V129H155ZM14 131H15V129H14ZM153 131V130H152ZM19 133V132H18ZM22 133V132H21ZM117 133V132H116ZM131 133V132H130ZM12 137L10 138L11 139V143L9 144V145H7L6 146V148H5V150H4V154H5V157L7 158L6 160H5V162L6 163H4V165L5 166H8L9 167V169H8V172L10 171V173H13L14 171H19L21 168H20V166H19V168L18 167H16V166H12V164H10L11 163V161L15 158L14 156L16 155V154H18L20 151L19 150H22V148H23V143L21 142V141H19V139H20V136H19V134H17V131H15V132H13V134L11 135ZM24 135L22 134V139L25 137H23ZM130 136V135H129ZM146 136V135H145ZM131 138V137H130ZM133 138V137H132ZM205 138H207V142H206V140H205ZM123 140V139H122ZM125 140H123V141H121V142H124ZM24 141V140H23ZM82 141V140H81ZM135 141V140H134ZM26 142V141H25ZM132 142V141H131ZM261 142V141H260ZM263 143L262 144H260L261 145V150H262V148H263V150L262 151H264V141H262ZM22 143V144H21ZM39 143H41V142H39ZM42 143H43V141H42ZM44 143H47V142H44ZM43 143V145H46V144H44ZM55 143V144H54ZM54 143H51V144H54V145H56V146H58V145H62L63 143L62 142H60V141H54ZM87 143V144H88ZM97 143V144H98ZM50 144V143H49ZM51 144H50V146H51ZM117 144V145H118ZM40 145V144H39ZM42 145V146H43ZM55 146V148H53V146H51V147H49V146H47V148L49 147V148H53V150L55 149H57V147ZM185 146V147H186ZM22 147V148H21ZM84 147V146H83ZM21 148V149H20ZM46 148V149H47ZM59 148V147H58ZM119 148V147H118ZM127 148V147H126ZM83 149V148H82ZM129 149H131V147L129 148ZM105 150V149H104ZM109 150V149H108ZM108 150H105V151H103L102 150V154H104V157H101L100 159H102V158H105V157H107V155H108V153H109V151ZM163 150H164V152L166 153H163ZM168 150V151H167ZM19 151V152H18ZM95 151L93 150H83V151H81L80 153H79V156H75V157H72V156H70V155H67V156H59L58 155V157H56L57 158V161H55V163H52V159H49V160H47L46 158H44V159H41L40 161V163H39V167H38V172H39V174H47V173H49L51 170H56V168H58V166H59V160H65L66 158L67 159H75V158H77V157H80V158H85L86 159V161H88V162H92V163H95V164H97V167H98V165H100L99 166V172L102 174V173H104V165H102L103 163H99L98 161H100V160H98V158L100 157V156H102V155H97V156H95V153H94ZM124 152H126L125 150H124ZM25 153V152H24ZM58 153V152H57ZM100 153V152H99ZM117 153V152H116ZM126 153H129V152H126ZM101 154V153H100ZM143 154V155H144ZM236 154V153H235ZM249 154V153H248ZM115 155V154H114ZM118 155H121L120 153L118 154ZM132 155V154H131ZM53 156V155H52ZM136 156V155H135ZM14 157V158H13ZM97 157V158H96ZM233 157V156H232ZM55 158V157H54ZM55 158V159H56ZM234 158H237L238 159V156L237 155H234ZM233 158V159H234ZM106 159V158H105ZM119 159V158H118ZM112 160V159H111ZM103 161V160H102ZM102 161H100V162H102ZM105 161H107V160H105ZM61 162V161H60ZM63 162V161H62ZM141 162H142V160H141ZM208 162V161H207ZM158 163V164H159ZM210 163V162H209ZM127 164V166H128V163H126ZM126 164H123L124 166H125V170L126 171H129V173L128 172H126V174H128L127 175V177L128 178H130V175L132 176L131 177V179L134 181V182H137L138 181V178H139V175H140V167H139V165H141L140 163L138 164V163H136V164H138L137 166L139 167H136V164L135 165H133L132 166V168L133 169H131V167L130 166H128V168L129 169H131V170H129L127 167H126ZM54 165V166H53ZM122 165V164H121ZM208 165H210V164H208ZM107 167V166H106ZM121 167V166H120ZM122 168H124L123 166H122ZM28 169H29V167H28ZM107 169V168H106ZM128 169V170H127ZM124 170V169H123ZM120 171H121V169H120ZM124 172V171H123ZM122 172V173H123ZM193 172V171H192ZM205 173V174H204ZM80 176H83V181H85V183L84 182H82V183H80V179L77 177L78 175L77 174H75L74 176L73 175H71L69 178H68V182H66V184H65V187H67V191L65 192V194H63V195H65V200L64 201H66L65 202V204H63L62 206H60V207H58L59 206V204H58V208L57 207H55L54 209H48V208H46V207H43V208H41V210H39V216L38 215H36V213H34V208H35V202H34V198H32V196H31V193H30V187H29V184L28 183H26V181H25V178L24 177H22L21 176V181L19 182L20 183V191H18L20 194H25L26 196H28L27 198L29 199V201L31 202V204H30V206L28 207V209L29 210H27V212H24V211H20V201H21V197L23 196V195H21L20 196V194L18 195V193H17V195L15 196V197H13V194H12V197L11 198H9V201H8V203L3 207V209H1V212H2V214H4V212L6 211V210H8L9 212H8V219H7V223H6V225L4 226V227H1V228H3L2 230H0V233H2L1 235H3L4 236V238L5 237H8V236H11V237H17V238H19V241L20 240H22L21 242L25 245V249H26V251H24L23 250V255H24V252L25 253H27V259L25 258L26 257V255H25V257H23V258H25L26 260H29L31 257H30V254H32L31 252H33V251H31V242H30V238H32V237H34L36 234H32L30 237L25 233L26 231H28V228H35V229H40V231L42 230V236L41 237H39L37 240H36V242L34 241V243H36V245H38V249H36V251H38V253L40 254H42V256L44 257L45 255H48V257H50L51 258V260L49 261L50 262V264L51 263H53L54 261H55V259L57 260V259H59V258H64V257H70L71 255H73V254H75V255H77V256H79L80 255V259L78 258V262L77 263H75V264H86L87 262H89V261H91V260H93L94 262L93 263H98V262H96L97 261V259L99 260V258H100V256L103 254V253H105V252H103V253H101V255H100V251L99 250H101L100 248H101V244H102V247L103 246H105V247H109L110 245H108V246H106L105 244H103V243H108V242H105V239L103 238V237H100L99 238V240L98 241H96L95 243H93L94 245H92L91 247H89V249H87V250H85V246L87 245V243L89 242V241H91V240H94L95 241V239H93L94 238V235H93V233L91 232V229H90V226L92 225V223H90V224H88V225H84V224H80V247L78 246V247H74V248H66V247H64L63 245H62V242H60L59 243V240L61 239H64L65 237L67 238V239H70L69 237H71L72 236V238H73V235H71V234H68L71 230H73L72 228H73V224L72 223H69V222H71L70 221V219L71 218H73V214H74V211H76L78 208H82L81 206H82V204L84 203L83 202V199L81 200L80 198H77V191L80 189V187H83V186H85L86 184H89L90 182H93L92 180H95L94 179V177H92V174L91 175H89V176H87L86 174H84V173H82L81 171H80V174H79ZM124 175H125V173H124ZM158 176V175H157ZM193 176H195V175H193ZM26 177V176H25ZM28 179V178H27ZM7 180V179H6ZM236 180V179H235ZM10 181V180H9ZM239 182V181H238ZM10 184H11V181L9 182ZM9 183L8 184H4V183H1V190H2V192H7V193H9L10 194V192L12 191V189H13V185H9ZM12 183H14V182H12ZM96 183H98L101 187H99L97 190H95L94 192H92L91 194H90V196H89V198L91 197H93V196H98V199H99V201H98V209H96V211L97 212H95V213H91V215H90V213H89V215H90V217H92V218H97V220H98V217H96L95 215H97V214H99L100 215V217H103L105 214V212H106V210L108 211L109 209L110 210H114L115 212H116V214H117V216H118V218H119V220L121 221V220H124V222H123V224H122V230L124 231V230H127V228L130 226V225H132V223H133V221L134 222H136V226L134 225L133 226V228L134 227H137L138 225H137V221L138 222H142V219L143 220H145L144 219V217H145V214H140V216H138L137 218H134L133 219V217L131 218V217H129L128 215L131 213L132 214V210L134 211L135 209H139V208H141L142 206H143V204L145 205V204H148L149 202H150V199L151 198H153L154 196H155V190H156V187H155V184H156V179H152L151 180V185L148 187V188H143V189H141L139 186H136L134 189H133V191L131 192V194H133V196L132 195H130L128 192H127V189H128V186L126 187L125 186V188L121 191V192H118L119 194H120V198L116 201L115 200V202L113 201V202H111L112 201V199L114 198V197H116V195L114 194V192H112L111 191V193L108 191V187H107V184H106V182H105V180L104 179H102V178H100V179H98V180H96ZM241 183V182H240ZM15 184V183H14ZM115 184H116V182H115ZM115 184H113V186H115ZM198 184L199 183H197V184H195V186H198ZM239 184V183H238ZM64 185V184H63ZM184 185V184H183ZM188 185V184H187ZM235 185V184H234ZM89 187V186H88ZM190 188V187H189ZM228 188V187H227ZM227 188H225V190L227 189ZM233 188V187H232ZM235 188V187H234ZM82 189V188H81ZM110 189V188H109ZM185 189V188H184ZM237 189V188H236ZM19 190V189H18ZM90 190V189H89ZM227 190H230L229 188L227 189ZM235 190V189H234ZM93 191V190H92ZM107 191L110 193V195H109V193H107ZM231 191H233V189L231 190ZM242 191V190H241ZM47 195L48 196H50L51 198H52V204H54V203H56V202H58V201H60L61 200V192H60V188L58 187V186H55V187H50V188H48L47 189ZM187 192V191H186ZM225 193H226V191H224ZM229 193H230V191H228ZM237 192V191H236ZM63 193H64V191H63ZM84 193V192H83ZM105 193H107V194H105ZM229 193L227 194V195H229ZM231 194H233V193H231ZM231 194L229 195V196H231ZM237 194V193H236ZM236 194H234V196L237 198V199H239V197L240 196H242V194L240 195V196H238V195H236ZM24 195V196H25ZM105 195H109L107 198H109V200H106L107 198H106V196ZM25 196V197H26ZM144 196H147L148 198H149V201H147V202H144V200H143V197ZM4 197H5V195H4ZM24 197V198H25ZM86 197H87V195H86ZM230 198H232L233 199V197H230ZM236 198H234V199H236ZM2 199V198H1ZM80 199V200H79ZM87 199V198H86ZM240 199H242V198H240ZM114 200V199H113ZM197 200V199H196ZM209 201V200H208ZM231 201H233V200H231ZM86 202V201H85ZM191 202V201H190ZM200 202V201H199ZM207 202V201H206ZM89 203V202H88ZM193 205H192V202H191V215H192V221H193V223H194V225H196V226H200V228L202 229V231H201V233H203V231H204V233L202 234V235H200V250H201V254L202 255H200L201 256V258H198L197 260L199 261V263L200 264H264V232L262 231V236H261V234H260V236H259V234L258 235H255V237L254 238H252V232H244L243 234L245 235V237H247V235L249 236L250 234V236H251V238L252 239H250L249 240V238H250V236L249 237H247V239H243V241H239V240H237V241H239V242H230L229 240H228V235H227V233L221 238V240H219L218 238H219V235L217 236L216 234H213L214 233V231L212 232L211 231V224H212V222H213V220H214V206H216V202H215V204L214 203H211L210 202V204L208 203V205H207V203H206V205L204 204V206H203V204H202V206H200V203H198V201H193ZM223 203V202H222ZM150 204V203H149ZM167 204L168 203H166V202H163L162 203V208L163 209H168V206H167ZM221 205V203H217V206L218 207H220L219 205ZM95 205V204H94ZM50 208V207H49ZM86 208V207H85ZM97 208V207H96ZM83 209V208H82ZM86 211V210H85ZM92 212V211H91ZM81 213H83V212H81ZM147 213V212H146ZM42 214L44 215V214H46L47 215V218H43V216H42ZM79 214V213H78ZM87 214V213H86ZM80 215H82V214H80ZM79 215V216H80ZM219 215V214H218ZM82 216H84V215H82ZM82 216H80L81 217V219H83V217ZM93 216H95V217H93ZM98 216V215H97ZM6 217V218H7ZM86 217V216H85ZM84 217V218H85ZM105 217V216H104ZM136 217V216H135ZM147 217V216H146ZM145 217V218H146ZM89 218V217H88ZM227 219V218H226ZM225 219V220H226ZM102 220V219H101ZM217 220V219H216ZM99 221V220H98ZM97 221V222H98ZM219 221V220H218ZM232 221V220H231ZM238 221V220H237ZM96 224H97V222L96 221H94ZM93 222V223H94ZM217 222V221H216ZM227 222V221H226ZM4 223V224H5ZM231 223V222H230ZM251 223L252 224H254L255 223V220H252L251 221ZM264 225V224H263ZM3 226V225H2ZM169 226H171V224L169 225H166V226H162V231L160 230L159 232H157V231H155L157 234V239H158V241H159V244H163L167 239H168V235H169V232H170V230H169ZM94 227V226H93ZM92 227V228H93ZM262 227V226H261ZM132 228V226L129 228V229H131ZM78 228L76 229L75 228V231H77V230H79ZM204 229V230H203ZM93 230V229H92ZM97 230V229H96ZM117 230H119V229H117ZM133 230V229H132ZM30 231V230H29ZM75 231H72L71 233H73V232H75ZM115 231H116V229H115ZM128 231V230H127ZM33 232V231H32ZM126 232V231H125ZM128 232H130V231H128ZM127 232V233H128ZM154 232V233H155ZM199 232V231H198ZM226 232V231H225ZM153 233V234H154ZM257 233H259V232H257ZM68 234V235H67ZM77 233H75L74 234V236L76 235ZM126 234V233H125ZM124 234V235H125ZM129 234V233H128ZM217 234H219V233H217ZM256 234V233H255ZM65 235V236H64ZM116 235V234H115ZM121 235H122V231H121ZM152 235V234H151ZM216 235V236H215ZM221 235H222V233H221ZM220 235V236H221ZM100 236V235H99ZM102 236V235H101ZM117 236V235H116ZM76 237V236H75ZM128 237V236H127ZM151 237V236H150ZM218 237V238H217ZM0 238H1V236H0ZM3 238V239H4ZM60 238V239H59ZM97 238V237H96ZM153 238H155V237H153ZM2 239V238H1ZM67 239H64L65 241L67 240ZM108 239V238H107ZM117 239H118V237H117ZM11 240V239H10ZM9 240V241H10ZM58 240V241H57ZM60 240V241H61ZM63 240V241H64ZM150 240H152V238L150 239ZM2 241V240H1ZM12 241V240H11ZM14 241H16V240H14L13 239V242ZM18 241V240H17ZM122 242H123V240H121ZM235 241V240H234ZM6 242H8V241H6ZM5 242V243H6ZM56 242H58V245L56 244ZM16 244H18V243H20V242H15ZM65 243V242H64ZM89 243H91V242H89ZM113 243H115V244H113ZM1 244V243H0ZM122 244V243H121ZM21 245V244H20ZM89 245V244H88ZM114 246V248L116 249V247H119V243H118V240H116V242H112V244H111V246L110 247H113ZM19 246V245H18ZM100 246V247H99ZM21 248H22V246H20ZM47 247H51V249L49 250V251H47L48 253L47 254H44V251H43V248H47ZM104 247V248H105ZM109 247V248H110ZM123 247H125V246H123ZM125 248H127V247H125ZM161 248V247H160ZM119 249V248H118ZM122 251L121 252H123V249H122V247L120 248ZM162 249V248H161ZM20 250V249H19ZM104 250V249H103ZM106 250H108V249H105V251ZM117 250V249H116ZM199 250V251H200ZM17 251H18V248H17ZM21 251V250H20ZM99 251V252H98ZM124 251H126V250H124ZM161 251V250H160ZM46 252V251H45ZM127 251L126 252H124L123 253V255H122V257L124 256L125 257V254L127 255ZM160 253V252H159ZM18 254V253H17ZM35 254V253H34ZM40 254V255H41ZM108 254V253H107ZM114 254V255H113ZM122 254V253H121ZM18 255H20V254H18ZM105 255H106V253H105ZM21 256V255H20ZM131 256V255H130ZM140 256L141 255H139V259H141L140 258ZM19 257V256H18ZM105 257V256H104ZM107 259H109V258H113V259H115L114 260V262L112 263V264H132L131 262H129V261H131V260H129V259H131L130 257H129V255H128V257L127 258H125L126 260H118L117 259V253H112V256L110 257V255H107ZM132 257H134V256H132ZM152 257V256H151ZM165 257V256H164ZM22 258V257H21ZM35 258V257H34ZM40 258V257H39ZM103 258V257H102ZM111 258V261L113 260ZM105 259V258H104ZM103 259V260H104ZM129 261H128V260ZM135 259H136V257H135ZM135 259H133V260H135ZM17 260H22V259H17ZM25 260V261H26ZM33 260V259H32ZM143 260V259H142ZM144 260H145V258H144ZM11 261V260H10ZM23 261V260H22ZM100 261V260H99ZM102 261V260H101ZM108 261H110V260H108ZM261 261V262H260ZM24 262V261H23ZM23 262L21 263V264H23ZM32 262V261H31ZM135 262H137V261H135ZM149 263H147L146 262V264H159L158 262L156 263L155 261H148ZM17 263H18V261H17ZM16 263V264H17ZM20 263V262H19ZM25 263V262H24ZM26 263H28V262H26ZM139 262H137V263H134V264H138ZM45 264H47V263H45ZM99 264V263H98ZM111 264V263H110ZM142 264H145V263H142ZM168 264V263H167Z\"/></svg>","mask_w":264,"mask_h":264}]
</instances>
